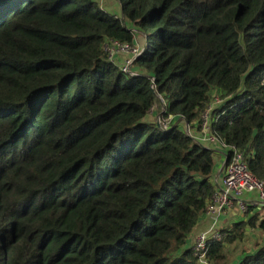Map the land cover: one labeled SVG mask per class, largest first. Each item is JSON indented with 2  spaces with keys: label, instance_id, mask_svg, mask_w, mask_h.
<instances>
[{
  "label": "trees",
  "instance_id": "trees-1",
  "mask_svg": "<svg viewBox=\"0 0 264 264\" xmlns=\"http://www.w3.org/2000/svg\"><path fill=\"white\" fill-rule=\"evenodd\" d=\"M118 3L0 0V264H199L214 151L181 124L208 109L264 186V0ZM137 33L121 73L107 48ZM261 213L221 229L208 264H264V245L225 251L264 237Z\"/></svg>",
  "mask_w": 264,
  "mask_h": 264
},
{
  "label": "built area",
  "instance_id": "built-area-1",
  "mask_svg": "<svg viewBox=\"0 0 264 264\" xmlns=\"http://www.w3.org/2000/svg\"><path fill=\"white\" fill-rule=\"evenodd\" d=\"M145 41V40H144ZM135 46L114 43L111 48L126 53L128 57L118 68L121 73L129 74L134 60L145 51V45L136 49ZM114 51H111L112 54ZM209 111V109H208ZM202 116V132L205 137L198 140L199 143L215 150L216 147L224 151V161L219 171V176L214 178L216 193L209 204L205 215L211 218L208 231L195 235L191 245L192 255L199 264H208L206 252L208 246L221 240L220 218L232 211H236L239 217L248 213L249 209L255 211L264 209V186L263 183L252 176L246 166V158L242 152L234 147H227L210 132L209 112ZM171 120V118L169 119ZM167 123L169 121H166ZM165 127L163 123L157 124ZM249 197V198H246Z\"/></svg>",
  "mask_w": 264,
  "mask_h": 264
},
{
  "label": "rangeland",
  "instance_id": "rangeland-1",
  "mask_svg": "<svg viewBox=\"0 0 264 264\" xmlns=\"http://www.w3.org/2000/svg\"><path fill=\"white\" fill-rule=\"evenodd\" d=\"M98 7H100L101 9H104V6L107 10V12L109 14H113V8L115 9V11H118L119 10V3L117 0H95ZM117 13V12H115ZM119 13V12H118ZM143 37L139 36H135V40L137 42L136 44V49L138 48H141L143 47ZM119 50V49H118ZM116 49H113L111 48V46H108L107 48V51H108V55H109V58L112 62V64H114L117 68H119L122 63L124 62V60L128 57V55H125L126 53H123L121 51H118ZM111 51H114L112 54L110 53ZM162 104V103H161ZM156 111V109H155ZM157 112L155 113H150L147 117L148 121H152L153 123H156V124H163L164 121L163 120H160V118L158 116H155ZM177 123V122H176ZM175 123V124H176ZM182 127H183V130L190 136H193L192 132L193 130L191 129L192 125L191 126H187L185 124H181ZM198 133H202V126H200L199 130H197ZM216 193V191H215ZM260 217H264V213H261L260 214ZM257 245H264V237H262L260 235L259 232H257L256 230H249L248 232H246L245 234V238L243 240V242H240V243H234L233 245L231 246H226L225 247V251H226V257L228 260H236L237 257L239 256L240 253L242 252H249V250H252L254 249Z\"/></svg>",
  "mask_w": 264,
  "mask_h": 264
},
{
  "label": "crops",
  "instance_id": "crops-1",
  "mask_svg": "<svg viewBox=\"0 0 264 264\" xmlns=\"http://www.w3.org/2000/svg\"><path fill=\"white\" fill-rule=\"evenodd\" d=\"M103 10L107 11L105 6H104ZM113 12L114 13L112 15H114V16L120 15V9L118 11H115V9L113 8ZM115 12H117V13H115ZM136 36L138 37L139 33H137ZM143 42H144V44H143V46H144L145 41L143 40ZM136 44H137V42H136ZM192 130H193V132H192L193 136L192 137H194L197 141L202 139L203 137H205L204 134L198 133L196 131V129H192ZM213 151H214V162H215L214 178H217L219 176V171L221 169L222 163L224 161V151L218 147H216L215 150H213ZM246 198H249V197H246ZM238 219H241V217H239V215L236 213V211H232L230 213H227L220 218V223H219L220 228L221 229L228 228L231 226L232 223H234ZM211 222H212L211 218L207 217L206 215L203 216L201 218L200 222L198 223L196 229L194 230L191 238L199 232H202L205 230L208 231L209 230L208 228L210 227Z\"/></svg>",
  "mask_w": 264,
  "mask_h": 264
}]
</instances>
